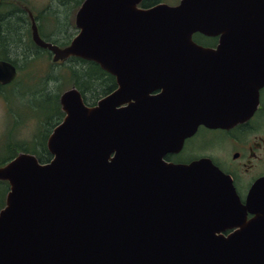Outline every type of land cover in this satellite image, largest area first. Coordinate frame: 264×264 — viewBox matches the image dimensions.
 <instances>
[{
  "label": "water",
  "instance_id": "water-1",
  "mask_svg": "<svg viewBox=\"0 0 264 264\" xmlns=\"http://www.w3.org/2000/svg\"><path fill=\"white\" fill-rule=\"evenodd\" d=\"M142 1L87 0L66 48L35 29L53 63L94 62L117 89L93 106L75 86L63 92L52 159L20 153L0 168V264H264V177L242 202L211 160H165L200 126L230 129L256 112L264 0ZM16 77L0 61V85Z\"/></svg>",
  "mask_w": 264,
  "mask_h": 264
},
{
  "label": "flooded vegetation",
  "instance_id": "flooded-vegetation-1",
  "mask_svg": "<svg viewBox=\"0 0 264 264\" xmlns=\"http://www.w3.org/2000/svg\"><path fill=\"white\" fill-rule=\"evenodd\" d=\"M86 1L0 0V61L13 64L18 72L13 82L0 85V168L13 161L20 153H26L17 148L19 142L16 139L18 125L16 102L19 100L18 103H26L23 99L26 92L15 89L20 75L18 66L21 63L31 64L39 61V58L30 51H39L52 61V52L41 48L34 41L35 29L40 38L47 43L59 48L70 46L80 32L78 14ZM181 1L143 0L137 7L149 9L158 4L176 6ZM218 42V38L207 37L206 40L197 43L206 48H216ZM72 59L74 58L57 64L69 63ZM114 80L115 87L112 92L117 89L115 77ZM38 134L40 136H37ZM38 134L34 135L33 141L43 151L40 146L43 136L42 133ZM35 156L42 164L52 158L51 156L49 161L42 162L37 155ZM202 159L211 160L222 172L230 176L238 195L245 202L254 184L264 177V88L260 91L259 106L248 121L230 129L200 126L197 132L185 141L180 152L165 157L167 162L182 165ZM9 192V182L0 180V213L7 205Z\"/></svg>",
  "mask_w": 264,
  "mask_h": 264
},
{
  "label": "rangeland",
  "instance_id": "rangeland-1",
  "mask_svg": "<svg viewBox=\"0 0 264 264\" xmlns=\"http://www.w3.org/2000/svg\"><path fill=\"white\" fill-rule=\"evenodd\" d=\"M38 58L39 61L35 63H21L19 65L22 70L19 75L20 79L18 78L19 82L15 84V89L26 92V95L23 97L26 103H18L19 100L16 102L18 118L16 139L19 143L32 142L35 138L34 135L40 133L42 125L44 126H42L41 131L45 132V128H50L49 130L52 132L55 128L53 127L56 124L55 120L52 122L53 126H50L46 121H43V119L47 120L51 113L57 110V101L55 97L49 96L48 94L58 93L60 91L59 88H62V93L71 88L69 82L71 79L65 72L58 70V68L49 71V64L54 63L51 62L47 55L42 54L41 57ZM76 67L80 68L81 65H75V68ZM52 74L60 75L57 82L48 81V77ZM95 84L96 83H93L92 85L94 86ZM44 91L45 93L48 92V94L40 96ZM62 120L63 117L59 123ZM37 136H40V134ZM32 143L36 142L33 141Z\"/></svg>",
  "mask_w": 264,
  "mask_h": 264
},
{
  "label": "trees",
  "instance_id": "trees-1",
  "mask_svg": "<svg viewBox=\"0 0 264 264\" xmlns=\"http://www.w3.org/2000/svg\"><path fill=\"white\" fill-rule=\"evenodd\" d=\"M207 37L201 35V34H196L194 35V40L201 42L202 40H206ZM34 56L36 57H41L42 53L39 51H30ZM75 65H81L80 68L76 67ZM58 68V70L65 72L66 75L71 79L70 86H75L77 87L83 97L85 102L88 105H95L99 99H101L103 96L108 95L109 93L112 92V90L115 87V80L114 77L111 76L110 74L106 73L103 71L100 66L94 62H87L82 59L74 58L69 61V63L65 64H49V71L52 69ZM19 71H21V67L18 66ZM20 79V77H18ZM60 78V75H50L48 77L49 82H57ZM17 82L18 79H17ZM68 82V81H67ZM93 83H96L94 86L92 85ZM67 84V83H66ZM67 87V86H66ZM60 91L58 93H49L45 91L41 93L40 96L42 95H49L52 97H55L57 101V110L53 111L50 115V117L46 121L48 125L53 126L52 122L55 120V126L59 123V121L64 117V113L61 110V105H60V96H61V91L62 88H59ZM61 92V93H60ZM49 121V122H48ZM44 126V125H42ZM42 126L40 128V133H42L43 140L41 141L40 146L42 147L43 151H41L36 143H18L17 148L21 151H24L26 153H31L34 155H37L41 161H49L51 155L46 149V140L49 137L51 130L50 128H45V132L41 131ZM53 126V127H55Z\"/></svg>",
  "mask_w": 264,
  "mask_h": 264
}]
</instances>
